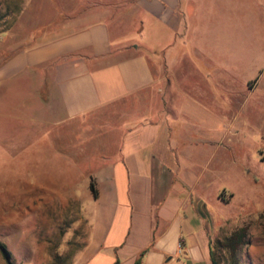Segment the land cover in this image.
I'll return each instance as SVG.
<instances>
[{
    "label": "rangeland",
    "instance_id": "rangeland-1",
    "mask_svg": "<svg viewBox=\"0 0 264 264\" xmlns=\"http://www.w3.org/2000/svg\"><path fill=\"white\" fill-rule=\"evenodd\" d=\"M195 2L172 50H157L162 41L151 24L138 28L139 16L134 24L119 18L116 30L135 39L152 62L161 57L172 74L181 116L172 125L176 141L189 145L198 134L208 140L210 146L187 157L204 182L212 258L264 264V0ZM117 6L118 0H0V66L64 26L92 19L94 11L105 21L108 14L118 17ZM35 86L29 69L0 71V245L13 264H48L55 254L74 264L92 199L83 196L82 183L35 182V170L46 167V135L40 137L46 124L34 118ZM222 190L227 203L213 199ZM241 227L245 244L232 258L217 245Z\"/></svg>",
    "mask_w": 264,
    "mask_h": 264
},
{
    "label": "crops",
    "instance_id": "crops-1",
    "mask_svg": "<svg viewBox=\"0 0 264 264\" xmlns=\"http://www.w3.org/2000/svg\"><path fill=\"white\" fill-rule=\"evenodd\" d=\"M118 2V17L108 14L105 21L94 11L92 19L64 26L0 66L29 69L36 85L34 118L46 124L40 134L46 135V167L35 170V182L82 183L83 196L92 199L74 264H133L138 258L140 264H211L204 182L187 157L210 146L208 140L198 134L189 145L176 141L172 125L181 116L172 74L161 57L152 62L135 39L116 30L119 18L134 24L139 16L138 28L151 24L162 41L157 50H172L196 2ZM225 196L216 191L213 199L227 203Z\"/></svg>",
    "mask_w": 264,
    "mask_h": 264
},
{
    "label": "trees",
    "instance_id": "trees-1",
    "mask_svg": "<svg viewBox=\"0 0 264 264\" xmlns=\"http://www.w3.org/2000/svg\"><path fill=\"white\" fill-rule=\"evenodd\" d=\"M89 191L91 193L92 198L96 197L95 190L93 189V184L89 183L88 185ZM245 237H246V230L244 227L238 228L231 232L227 237H225L219 244L218 248L221 250H225L228 255H230L232 258L235 256L237 251L241 248L242 245L245 244ZM0 255L2 259L4 260L5 264H13L9 261V254L5 250L4 246L0 245ZM141 256V254H140ZM211 258V264H219L218 260L212 258V252L210 253ZM48 264H66L64 260L58 255H54L52 257V260ZM133 264H140L139 258L136 259Z\"/></svg>",
    "mask_w": 264,
    "mask_h": 264
},
{
    "label": "built area",
    "instance_id": "built-area-1",
    "mask_svg": "<svg viewBox=\"0 0 264 264\" xmlns=\"http://www.w3.org/2000/svg\"><path fill=\"white\" fill-rule=\"evenodd\" d=\"M177 249L181 250V244L180 243L177 244Z\"/></svg>",
    "mask_w": 264,
    "mask_h": 264
}]
</instances>
